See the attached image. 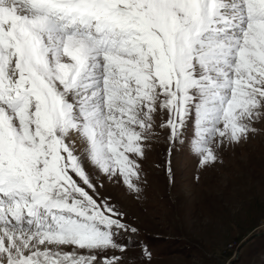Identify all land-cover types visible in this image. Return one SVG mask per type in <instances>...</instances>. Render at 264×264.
<instances>
[{"label":"snow or ice","instance_id":"snow-or-ice-1","mask_svg":"<svg viewBox=\"0 0 264 264\" xmlns=\"http://www.w3.org/2000/svg\"><path fill=\"white\" fill-rule=\"evenodd\" d=\"M264 123V0H0V264H127L154 144L204 170ZM199 180V175L194 177Z\"/></svg>","mask_w":264,"mask_h":264},{"label":"rangeland","instance_id":"rangeland-1","mask_svg":"<svg viewBox=\"0 0 264 264\" xmlns=\"http://www.w3.org/2000/svg\"><path fill=\"white\" fill-rule=\"evenodd\" d=\"M256 127L247 142L222 151V163L204 170L177 144L171 155L175 177L171 184L166 175L167 142L159 140L143 162L147 184L140 201L122 187L107 186V192L139 227L134 239L148 246L150 264H226L244 237L261 230L264 123ZM140 254V247H131L127 264H144ZM232 264H264V231L240 247Z\"/></svg>","mask_w":264,"mask_h":264},{"label":"water","instance_id":"water-1","mask_svg":"<svg viewBox=\"0 0 264 264\" xmlns=\"http://www.w3.org/2000/svg\"><path fill=\"white\" fill-rule=\"evenodd\" d=\"M262 231H264V226L261 228L260 231L252 232V233L248 234L246 237H244V238H243V239H242V240L236 245V247H235V249H234V255L231 256V257L227 260L226 264H232V262L234 261V259L237 258V255H238V252H239L240 247H241V246H242L247 240H249L250 238H252V237L255 236L256 234H259V233L262 232Z\"/></svg>","mask_w":264,"mask_h":264}]
</instances>
